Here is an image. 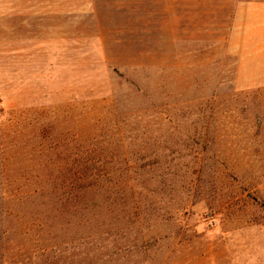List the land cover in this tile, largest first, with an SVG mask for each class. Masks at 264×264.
<instances>
[{"label":"rangeland","instance_id":"rangeland-1","mask_svg":"<svg viewBox=\"0 0 264 264\" xmlns=\"http://www.w3.org/2000/svg\"><path fill=\"white\" fill-rule=\"evenodd\" d=\"M125 23L0 37V264H264V78Z\"/></svg>","mask_w":264,"mask_h":264},{"label":"crops","instance_id":"crops-1","mask_svg":"<svg viewBox=\"0 0 264 264\" xmlns=\"http://www.w3.org/2000/svg\"><path fill=\"white\" fill-rule=\"evenodd\" d=\"M125 20L137 37L160 35L166 58L203 59L206 51L211 60H234L238 76L264 78V0H0V37L34 36L52 54L61 37L78 46L93 35L123 44Z\"/></svg>","mask_w":264,"mask_h":264}]
</instances>
